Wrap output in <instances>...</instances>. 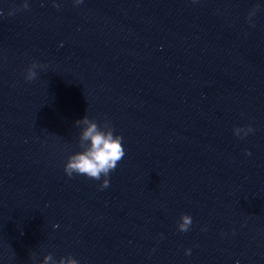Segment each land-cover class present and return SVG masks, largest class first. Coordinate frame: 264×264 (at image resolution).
Listing matches in <instances>:
<instances>
[{
  "label": "water",
  "instance_id": "1",
  "mask_svg": "<svg viewBox=\"0 0 264 264\" xmlns=\"http://www.w3.org/2000/svg\"><path fill=\"white\" fill-rule=\"evenodd\" d=\"M24 3L0 0V264H264V0ZM84 115L123 137L103 189L63 169Z\"/></svg>",
  "mask_w": 264,
  "mask_h": 264
},
{
  "label": "clouds",
  "instance_id": "2",
  "mask_svg": "<svg viewBox=\"0 0 264 264\" xmlns=\"http://www.w3.org/2000/svg\"><path fill=\"white\" fill-rule=\"evenodd\" d=\"M82 2L83 0H75V4L77 5ZM55 6L59 7L60 5L56 4ZM23 7H27L26 0ZM0 15H3L2 11H0ZM8 15H12V13L9 12ZM35 77L36 72L31 66H28L24 70V79L31 81ZM75 123L81 126V146L80 150L69 154L67 157L63 165L64 172L69 177L73 174H83L95 180H101V177H103L99 187L101 189L106 188L110 184V172L117 167L118 162L125 156L126 150L122 143L123 137L114 132L112 125L107 120L102 125L95 119L89 118L88 115H84L77 119ZM248 130L253 131L254 129L249 125ZM245 151L248 152L247 149ZM191 225L192 216L183 213L178 224V229L180 231H188ZM161 237H163L162 233ZM184 251L188 255L191 253V248H185ZM49 260H51V257L45 258V261ZM60 264H79V261L74 258H68L61 260Z\"/></svg>",
  "mask_w": 264,
  "mask_h": 264
}]
</instances>
